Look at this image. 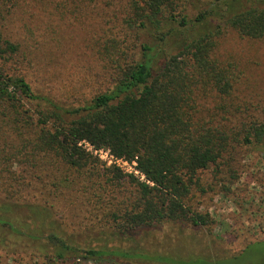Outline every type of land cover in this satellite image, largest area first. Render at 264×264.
Instances as JSON below:
<instances>
[{
	"label": "rangeland",
	"instance_id": "374dc122",
	"mask_svg": "<svg viewBox=\"0 0 264 264\" xmlns=\"http://www.w3.org/2000/svg\"><path fill=\"white\" fill-rule=\"evenodd\" d=\"M213 1L186 0L184 10L193 18ZM0 2L1 40L16 46V51H5L0 56V70L23 76L34 91L63 105H76L103 91L116 66L125 63L124 56L131 49L137 51L141 42L154 40L150 31L127 29L122 20L124 0ZM212 10L215 12L203 25L192 28L194 32L199 28L211 30L226 17L227 6L221 1L215 2ZM171 26L175 24L165 25L161 31ZM175 40L180 38L173 32L160 46L167 54H173L177 51ZM3 42L1 46L6 48ZM212 56L235 79L226 101L237 111L245 112L244 116L249 114L264 121V37H243L224 26L215 37ZM219 99L209 88H200L195 93V110L200 117L207 118ZM223 115L220 111L217 118ZM37 134L36 130L26 128L5 138L1 131L0 152L7 155L14 152L15 158L0 160V169L5 168L0 170V205L4 197L26 204L22 212L31 228L42 226L59 231L72 247L107 245L170 259L70 258L63 264H183V260L197 258L208 264H264L261 146L230 139L218 165L197 173L198 182L190 186L185 202L192 210L207 214L211 220L208 225L196 226L181 219L163 220L119 234L110 218L102 215L117 210L132 187L126 182L106 185L104 179L87 178L84 172H74L54 154H48L46 162L41 161L43 168L30 169L25 174L26 164L22 161L25 151L21 145L34 141ZM43 155L35 154L30 163L40 162ZM102 163L103 167L113 166ZM22 178H28L30 184H25ZM135 179L140 181L138 177ZM40 240L26 242L15 236L7 237L5 244L0 243V264H61L50 255L53 249L44 248ZM5 245L10 251L4 249Z\"/></svg>",
	"mask_w": 264,
	"mask_h": 264
},
{
	"label": "trees",
	"instance_id": "16d2710c",
	"mask_svg": "<svg viewBox=\"0 0 264 264\" xmlns=\"http://www.w3.org/2000/svg\"><path fill=\"white\" fill-rule=\"evenodd\" d=\"M185 1L124 0L122 20L127 29L150 31L154 40L141 42L135 52L131 49L124 56L125 63L116 66L109 85L76 105H63L34 91L23 76L0 70V133L6 138L26 128L38 132L34 141L21 145L25 151L21 152L22 161L26 164L23 172L43 168L48 154H54L68 168L84 172L87 178L104 179L106 185L128 183L132 187L128 198L117 210L102 215L110 218L119 234L163 220L181 219L196 226L208 225L209 216L192 210L185 202L190 186L198 182L197 173L218 165L230 139L264 148V121L249 114L244 116L245 112L237 111L226 101L235 79L212 56L215 37L224 26L243 37H264V0H215L193 18L184 10ZM220 1L227 6L223 21L211 30L199 28L194 32L192 28L203 25L215 12L214 3ZM170 24L175 26L161 31ZM173 32L180 40L174 41L177 51L167 54L160 44ZM2 42L0 37V56L5 51H16V46L7 41L3 42L6 48H2ZM200 88H209L220 98L207 118L200 117L195 110V93ZM220 111L224 115L217 118ZM83 141L94 148L109 150L116 158L134 161L151 183L138 181L117 166L103 167V161L87 151ZM13 153L0 152V160L14 159ZM38 153L44 154L40 162L30 163ZM21 181L30 184L28 178ZM3 199L1 244L10 236L26 242L42 239L43 247L50 246L53 249L50 255L61 264L70 258L170 260L107 245L72 247L59 231L42 226L31 228L22 212L26 204L9 197ZM4 247L10 251L8 245ZM183 261V264H208L201 258Z\"/></svg>",
	"mask_w": 264,
	"mask_h": 264
},
{
	"label": "built area",
	"instance_id": "2783aa9c",
	"mask_svg": "<svg viewBox=\"0 0 264 264\" xmlns=\"http://www.w3.org/2000/svg\"><path fill=\"white\" fill-rule=\"evenodd\" d=\"M82 145L87 151L96 156L99 160L105 162L107 165H115L119 167L122 171L138 177L140 181L151 183L144 178L141 172H139V170L136 168V163L134 161L129 162L122 158H116L109 152V150L103 148H94L93 146L84 141L82 142Z\"/></svg>",
	"mask_w": 264,
	"mask_h": 264
}]
</instances>
